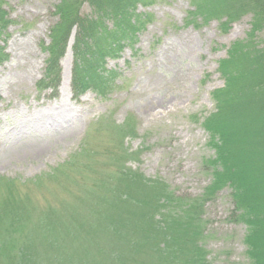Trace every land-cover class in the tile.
<instances>
[{
    "label": "rangeland",
    "instance_id": "374dc122",
    "mask_svg": "<svg viewBox=\"0 0 264 264\" xmlns=\"http://www.w3.org/2000/svg\"><path fill=\"white\" fill-rule=\"evenodd\" d=\"M58 1L4 0V9L12 23L5 42L9 59L0 65V177L13 179L14 185L3 195L0 192V203L16 193L13 199L20 203L15 204L30 209L29 219L33 209V224L40 209L46 208V202L59 200L60 205L55 207L59 212L66 209L71 212L74 208L71 214L74 219L65 221L69 226L60 232L65 249L75 250L73 254L81 247L93 252L104 250L103 255L89 252L88 256H82L87 258V264H139V255L126 261L114 254L119 249L114 253L109 251L107 248L114 241L100 226L96 231L91 229L95 215L86 216L85 212L90 204L102 199L103 192L97 189L88 192L94 189L90 180L99 176L100 170L117 166L121 154L126 168L146 179L162 180L176 195L201 194L209 182V176L201 170L202 161L212 156L214 150L208 146V135L195 118L202 119L213 111L211 91L224 84L217 71L218 61L226 57L232 43L246 37L250 15L243 16L225 32L220 30L217 20L198 28L187 27L183 20L189 8L188 0H152L146 7L139 6V11L152 15V21L139 34L134 50L126 48L120 58L106 64L108 70H115L119 76L104 97L88 90L79 99L73 98L72 53L67 54L70 40L60 61L58 96L49 99L38 94L35 84L41 78L46 57L41 43H48L50 26L57 21L54 6ZM90 12L84 4L81 13ZM258 41L264 45V33L259 34ZM67 75L68 86L63 83ZM126 123L134 124L132 134L112 132ZM84 140L90 152L97 154L91 162L95 173L87 171L79 175L69 190L46 180L41 187L28 185L67 162L80 150ZM117 182L113 192H126L127 185ZM27 186L31 187L27 189ZM81 187L87 191L86 203H73L71 195ZM26 193V199H21ZM114 204L112 201L106 207L100 201L97 212L111 220L128 222L141 215L134 207L115 208ZM232 210L227 188L203 207L204 264H252L245 252L246 226L232 222ZM6 216L0 225V244L5 243L2 240L5 235L9 238L20 232L16 238L19 246L11 249L16 254L23 236L20 230L25 224L28 227L30 220L19 226L12 222L16 219L13 210ZM36 224L28 230L36 231L34 228L39 225ZM42 247L33 245L40 259L32 264H54L51 257L42 253ZM5 258V251L0 250V264H7ZM17 259L19 264H26L21 256ZM72 260L67 259L63 264H79V256Z\"/></svg>",
    "mask_w": 264,
    "mask_h": 264
},
{
    "label": "trees",
    "instance_id": "16d2710c",
    "mask_svg": "<svg viewBox=\"0 0 264 264\" xmlns=\"http://www.w3.org/2000/svg\"><path fill=\"white\" fill-rule=\"evenodd\" d=\"M152 2L59 0L54 6L57 21L50 26L48 43H41L46 57L41 78L35 84L38 94L49 99L58 96L60 61L72 38L70 88L73 98L79 99L88 90L104 97L119 76L115 70L106 68L108 60L120 58L126 48L134 50L139 34L152 21V15L139 11V6L146 7ZM188 2L189 8L183 20V25L187 27L198 28L217 20L220 30L225 32L243 16L250 15V29L246 37L232 43L226 57L218 61L217 71L224 84L211 91L213 111L202 119L195 118L208 135V146L214 150L212 156L203 159L201 166V170L209 176V182L196 197L176 195L162 180L146 179L126 168L122 164L124 156L120 159L119 154L118 165L97 172L100 175L90 180L94 189L88 192L101 190L103 197L100 201L106 207L112 201H115V208L117 205H129L141 211L140 217L132 222L118 218L111 220L97 212L100 201L90 204L85 215L94 213L91 229L96 231L100 226L103 232L108 233L114 242L107 249L112 253L119 249L114 254L126 261L139 255V264H204L206 230L203 207L227 188L233 203L231 220L246 226V255L252 264H264V45L258 41L259 34L264 33V0ZM84 4L89 7V14L81 13ZM11 23L4 9V0H0V65L9 59L5 42ZM133 129L134 124L126 123L123 127L112 129V132L132 134ZM90 150L84 140L80 150L67 162L50 173L38 176L28 185L41 187L39 185L46 180L69 190L79 175L87 171L95 173L91 162L97 154ZM117 181L127 185L126 192H113V186H118ZM13 185V179L0 177L2 195ZM86 193L81 187L78 193L71 195L73 203L85 204ZM13 195L1 200L0 225L10 210L16 214V219L12 220L14 224L23 226L29 219L30 209L15 204L20 202H16ZM26 195L28 193L21 199H26ZM58 205L59 200L46 202V208L40 209L33 224L31 209L28 227L33 228L37 221L39 225L34 232L33 229L28 230L26 224L21 228L23 236L16 254L11 249L19 246L16 238L20 232L14 233V237L7 238L5 235L2 239L5 243L0 244V250L5 251L7 264H11L10 261L19 264V256L26 264L38 261L40 256L35 254L33 245L36 248L43 246L42 253L51 257L54 264H63L67 259L71 262L74 256H79V264H87V258L82 259V256H88L89 252L96 255L105 253L104 250L93 252L88 247H81L73 254L75 250L64 248L65 239L60 232L69 226L65 221L74 219L71 215L74 208L71 212L67 209L59 212L55 208ZM7 224L10 225L9 221Z\"/></svg>",
    "mask_w": 264,
    "mask_h": 264
},
{
    "label": "bare ground",
    "instance_id": "6f19581e",
    "mask_svg": "<svg viewBox=\"0 0 264 264\" xmlns=\"http://www.w3.org/2000/svg\"><path fill=\"white\" fill-rule=\"evenodd\" d=\"M67 54H68V56H70V54H71L70 47H69ZM63 83H64V85L68 86V75L66 77H64Z\"/></svg>",
    "mask_w": 264,
    "mask_h": 264
}]
</instances>
